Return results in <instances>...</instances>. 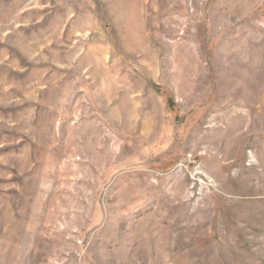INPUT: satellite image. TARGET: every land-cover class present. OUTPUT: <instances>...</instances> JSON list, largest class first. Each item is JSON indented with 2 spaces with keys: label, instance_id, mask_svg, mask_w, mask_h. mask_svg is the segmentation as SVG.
Masks as SVG:
<instances>
[{
  "label": "rangeland",
  "instance_id": "1",
  "mask_svg": "<svg viewBox=\"0 0 264 264\" xmlns=\"http://www.w3.org/2000/svg\"><path fill=\"white\" fill-rule=\"evenodd\" d=\"M0 264H264V0H0Z\"/></svg>",
  "mask_w": 264,
  "mask_h": 264
}]
</instances>
